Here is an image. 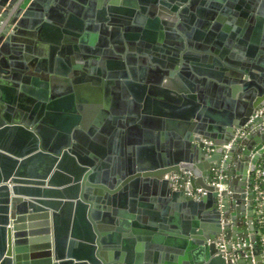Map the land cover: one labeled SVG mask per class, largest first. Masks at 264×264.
I'll use <instances>...</instances> for the list:
<instances>
[{"label":"water","instance_id":"1","mask_svg":"<svg viewBox=\"0 0 264 264\" xmlns=\"http://www.w3.org/2000/svg\"><path fill=\"white\" fill-rule=\"evenodd\" d=\"M60 2L0 0V264H250L249 246H234L242 241L231 230L246 198L256 242L246 187L264 155V123L226 145L250 118L263 120L256 115L264 108V0H120L121 9L82 15L92 26L87 48L63 28L72 15L60 12ZM51 23L58 38L79 43L59 53L54 72L62 78L41 76L61 92L49 95L58 113L36 125L33 112L4 98L8 86L29 78L9 49L28 51L23 36L36 32L27 30ZM174 46L183 48L181 66L154 53L176 56ZM130 75L139 109L124 124L114 110L107 116L98 83ZM160 75L174 76L173 88L170 80L152 84ZM43 123L57 127L53 141ZM253 138L262 139L255 149ZM252 253L261 264L257 245Z\"/></svg>","mask_w":264,"mask_h":264},{"label":"crops","instance_id":"2","mask_svg":"<svg viewBox=\"0 0 264 264\" xmlns=\"http://www.w3.org/2000/svg\"><path fill=\"white\" fill-rule=\"evenodd\" d=\"M66 4L56 3L55 6L61 10L60 12L66 15L64 12L68 13L67 16L70 14L72 15L71 20L69 21V26L63 25V28L66 30H71L72 32H77L79 38H82V41L80 44L84 47H89V40H83L85 35L88 37L91 33L90 28L91 25L86 24L87 20H85L82 15L87 13H96L98 10H103V14L108 13V11L111 9H121L123 7L122 3H119L120 0H116L118 3L112 5V0H65ZM160 6L163 7L162 4ZM133 8V7H132ZM134 9V8H133ZM135 10V9H134ZM138 10V8L136 9ZM167 10H163V13H167ZM119 14V12H116ZM102 14V13H101ZM105 23V22H104ZM214 21L211 23L213 25ZM92 24V23H91ZM94 24V23H93ZM57 27L55 24L51 23L48 25H39L35 26L33 30H27L29 32H36V37H26L23 36V38L31 43L27 45L28 51L25 50V44H21V48H10L9 49V56L16 55L14 58V61L19 62L23 65L25 70L21 73V76H28V80L22 84V82H18L20 86H8L7 90H5L4 98L9 101V106L12 107L14 110L17 109L21 111V113H31L33 112L34 120H36V125H41L42 121L47 119V114L54 112L58 113V111L54 108H51L50 106V94H60L61 90H50V83L49 81H46V86H44V81L41 79V76H50V71H53L52 76H58L63 77L61 75H58L54 71H56L57 68V59L63 58L59 55L61 49L63 47H66L68 45L73 46L74 44H78L79 42L74 40L73 36H68L70 39H65V34L62 33L61 37L58 38V32H56ZM59 29V27H58ZM214 34L219 35V33L222 31V29L213 30ZM99 35V33H97ZM84 36V37H83ZM264 38V37H263ZM98 41V40H97ZM19 52V53H18ZM28 58H26V56ZM63 60V59H62ZM61 60V61H62ZM30 63H33V68L29 66ZM31 72L33 75H28L26 72ZM115 93V92H114ZM113 96L115 97V102L113 101ZM44 98L46 100H44ZM103 100L107 98V104L104 108L108 114H111V112L114 110L116 115L124 117V115L129 110V104L127 103V107L124 104V98L121 96V93L118 92L116 94H111L110 92L102 94ZM52 104V102H51ZM126 112V113H125ZM110 116V115H108ZM58 119L54 120L53 117H51V120L49 122L54 123ZM107 120V119H105ZM120 122V120H118ZM44 127H47V129L44 132H46L47 135H49L51 140L53 141L55 139L56 130L57 127L54 126V124H44ZM255 132H253V136ZM261 138H253V143L251 149H255L259 142L261 141ZM244 148V146H239V149ZM237 159H240V152H236L234 154ZM229 172L234 169V164L231 163L228 165ZM233 176H229V179L231 180ZM230 188L232 189H240L241 186L237 184H229ZM246 189H249V186L246 187ZM233 192H231L232 194ZM247 196V194H246ZM247 199L243 198V210L239 211V215L237 217L238 225L237 230L232 231L231 234L236 240H241L242 242L246 243V245L249 246V252L245 255L246 262H249L250 264H254L255 256H253L252 251L255 249L257 242L251 241V231L248 224L247 219V210L244 209V204L247 203ZM233 210L231 209V212ZM234 218L231 219V223H234ZM233 241V240H229ZM247 241V242H246ZM251 250V252H250Z\"/></svg>","mask_w":264,"mask_h":264},{"label":"flooded vegetation","instance_id":"3","mask_svg":"<svg viewBox=\"0 0 264 264\" xmlns=\"http://www.w3.org/2000/svg\"><path fill=\"white\" fill-rule=\"evenodd\" d=\"M6 35V34H5ZM138 47V45H135V47L133 46V54H135V57L133 58V59H135L134 61L136 62L137 61V59H138V52L136 51V48ZM140 49H141V55L142 56H144V60L145 61H147V63H151L152 65H155L156 66V62L154 61H151L149 58H148V55L146 54L147 52H144V51H147L146 49H145V47L144 46H142V47H140ZM148 50L149 51H153L152 49H149L148 48ZM174 52H176L177 53V55L176 56H170V55H168V54H165V52H163V51H159V50H155L154 51V53L157 55L158 54V56L159 57H161V56H163L164 58H162V61L166 64H170V65H174V64H177V65H179V66H181L182 65V61H183V58H182V56H183V48H181V47H179V46H174ZM143 52V53H142ZM143 54H145V55H143ZM160 54V55H159ZM156 55H154V56H156ZM169 56L171 57V58H169ZM121 57L123 58V55H121ZM166 57V58H165ZM122 61H123V66H124V69L122 70V71H126V72H128V70H129V67H130V63H125L124 61H125V59H122ZM130 61V60H129ZM137 62H139V61H137ZM136 65H138L137 63H136ZM127 74H129V72L127 73ZM96 77H98V76H95V78ZM160 77H162V79L161 80H159V79H156V78H152V80H151V82H152V84H157V82L158 83H168V81L170 80L171 81V83H170V88H173V85H175V83L176 82H174V81H176L175 80V78H174V76L173 77H171V78H169V76H167L166 75V77H165V75H160ZM181 77V76H180ZM130 79H133L132 77H131V75L128 77V78H107V77H102V78H100V81H99V83H98V86H99V89L102 91L101 93H103V92H105V90L106 89H109L110 90V93L111 94H116V93H118V92H120L121 93V96H123V98H124V94L126 93V95H127V97H125L124 99V104L126 105V107H127V103L129 104L128 106H129V110H128V112L124 115V120L122 121L124 124L126 123V118H129V117H133L134 119L135 118H137V116H135L136 114H135V111L136 110H138L139 109V106H138V104H137V99L135 98V95L138 93V89H136V88H132V85L131 84H127L126 82L127 81H131ZM165 79V80H164ZM173 79V80H172ZM105 82H106V84H105ZM114 82H117V84L116 83H114ZM84 83L86 84H88L89 82H86V81H84ZM134 89V90H132V91H134V93L133 92H131V89ZM115 92V93H114ZM105 94V93H104ZM102 95V94H101ZM111 102H115V97L113 96V101L111 100ZM134 102V103H133ZM130 103H132V105H130ZM131 106H132V108H131ZM107 113H109V112H107ZM108 115H110V117L111 116H113V113L111 112V114H107V116ZM106 116V118L105 119H108V117ZM162 117V119H165V117L164 116H161ZM161 119V120H162ZM106 121V120H105ZM107 122V121H106ZM105 122V123H106ZM104 123V124H105ZM104 124H101V125H99L100 127H102ZM106 125V124H105ZM131 126H133L132 124H131ZM161 126L163 127L164 125H163V120H162V123H161ZM78 128L80 127L79 125L77 126ZM116 128H119L118 126H116ZM256 128V127H255ZM255 128L253 129V131H255ZM101 129V128H100ZM125 131H127V127H125V129H124ZM100 131V133L101 134H103V137H107V135L106 134H104V132H102L101 130H99ZM99 131H97V132H99ZM97 136V135H96ZM88 137L89 138H91L90 137V134H88ZM111 137V136H110ZM112 139V138H111ZM108 140V139H107ZM181 173V172H180Z\"/></svg>","mask_w":264,"mask_h":264},{"label":"built area","instance_id":"4","mask_svg":"<svg viewBox=\"0 0 264 264\" xmlns=\"http://www.w3.org/2000/svg\"><path fill=\"white\" fill-rule=\"evenodd\" d=\"M264 108H262L258 114L256 115L257 118L263 117V120L254 122V118H250L247 126L248 129L240 128L236 131L235 137L233 140L226 145V148L228 149L230 145L243 137H245L251 130H253L255 127L260 126L264 123ZM220 176V175H219ZM175 179L177 180L178 185H183V172L177 173L175 176ZM219 187L222 189L223 186ZM249 188L253 191V219H254V225H255V234H256V242L257 246L260 251L262 263L264 264V167H259V165L255 168L253 171V175L250 179V186ZM200 190H190L187 192L188 196H193L197 193H199ZM234 246L243 247L246 245V243L242 242L241 244H233Z\"/></svg>","mask_w":264,"mask_h":264},{"label":"trees","instance_id":"5","mask_svg":"<svg viewBox=\"0 0 264 264\" xmlns=\"http://www.w3.org/2000/svg\"><path fill=\"white\" fill-rule=\"evenodd\" d=\"M259 167H264V155L259 160Z\"/></svg>","mask_w":264,"mask_h":264}]
</instances>
